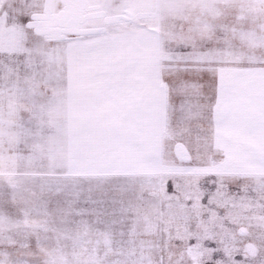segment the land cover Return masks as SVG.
Listing matches in <instances>:
<instances>
[{
  "label": "snow or ice",
  "instance_id": "snow-or-ice-1",
  "mask_svg": "<svg viewBox=\"0 0 264 264\" xmlns=\"http://www.w3.org/2000/svg\"><path fill=\"white\" fill-rule=\"evenodd\" d=\"M139 2L0 0V72L25 67L29 37L115 53L109 26ZM209 47L111 62L77 99L67 167L46 174L61 217L47 264H264V81Z\"/></svg>",
  "mask_w": 264,
  "mask_h": 264
},
{
  "label": "rangeland",
  "instance_id": "rangeland-1",
  "mask_svg": "<svg viewBox=\"0 0 264 264\" xmlns=\"http://www.w3.org/2000/svg\"><path fill=\"white\" fill-rule=\"evenodd\" d=\"M11 6L12 0H4V9ZM108 38L119 41L127 53L117 59L115 53H98L96 44L89 42L78 54H70L63 40L49 43L46 37H29L30 60L25 67L38 69L29 81L37 85L39 99L27 114L7 111L0 117L2 264H47L53 251L46 241L61 234L60 214L47 207L52 193L46 174L66 169L70 132L77 124L61 98L65 66L85 69L82 78L95 83L111 62L134 61L150 68L180 46L198 50L209 45L210 58L231 61L236 66L232 71L264 81V0H140L128 22L109 26ZM100 69L105 70L96 73ZM0 79L10 90V79L4 75ZM17 82L26 84L23 78ZM49 89L58 100L48 99ZM13 122L15 134L10 132ZM11 143H18L16 156L8 153Z\"/></svg>",
  "mask_w": 264,
  "mask_h": 264
},
{
  "label": "crops",
  "instance_id": "crops-1",
  "mask_svg": "<svg viewBox=\"0 0 264 264\" xmlns=\"http://www.w3.org/2000/svg\"><path fill=\"white\" fill-rule=\"evenodd\" d=\"M126 49L123 48V46H120L116 51L115 55L116 58H121V55H125ZM65 65L67 60H64ZM75 63V62H74ZM73 63V64H74ZM76 66V64H75ZM63 76H66L63 80L62 90H61V98L63 101V106L65 108L71 109V111H68V115H71L72 122L79 123L81 118L83 117V109L82 107L77 103V99L80 96L90 94L94 91L96 85L99 83V79L95 83H88L87 79L82 76L85 75L87 72L85 69L81 68H73L71 66H65L63 69ZM105 70V69H103ZM103 70H99L96 73H99ZM4 75L6 79H10L9 89L5 90L6 83H1L3 80L0 79V117L4 115L7 111L11 115H18V114H27L29 112V109L31 108V104L37 103V100L39 99V90L36 89L37 85L32 86V83L29 81V77H35L38 75V69L37 68H28L24 67L22 68L18 73L13 70L11 72H0V76ZM35 75V76H34ZM99 76H102L103 73H99ZM12 76V77H11ZM17 78L20 80L21 78L26 80V84H20L17 82ZM7 81V80H6ZM7 93L9 95L7 96ZM47 97L49 99L52 98L53 100H58V97L53 93L51 89L47 91ZM60 100V99H59ZM10 122L12 123V118L10 117ZM14 128L11 127L10 132L11 134L14 133V129L16 127V124L13 122ZM3 131V130H2ZM8 132H6L7 134ZM2 137V136H1ZM14 139L15 138L13 135ZM13 139V140H14ZM17 149H18V143H11L9 144L8 153L10 155H17Z\"/></svg>",
  "mask_w": 264,
  "mask_h": 264
}]
</instances>
